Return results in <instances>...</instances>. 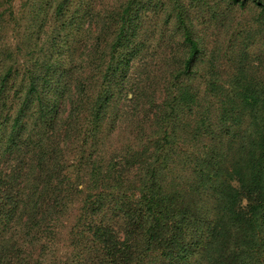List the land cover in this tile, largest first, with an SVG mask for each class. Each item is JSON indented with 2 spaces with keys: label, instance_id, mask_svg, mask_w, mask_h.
Wrapping results in <instances>:
<instances>
[{
  "label": "trees",
  "instance_id": "16d2710c",
  "mask_svg": "<svg viewBox=\"0 0 264 264\" xmlns=\"http://www.w3.org/2000/svg\"><path fill=\"white\" fill-rule=\"evenodd\" d=\"M136 4L127 6L105 68L94 57L96 71L77 82L64 119L52 95L58 89L45 72L30 75L16 101L4 95L10 73L0 78V264H264V83L230 97L233 108L215 111L218 116L209 109L191 114L198 91L184 77L197 78L199 49L189 34L184 77L171 85L138 139L118 157L74 159L76 167L90 163L85 188L67 173L78 134L79 146L90 138L100 143L114 98L108 86L122 85L137 52ZM97 82L99 90L89 95V83ZM78 196L82 213L64 237L62 219ZM104 206L118 227L94 221ZM86 220L89 227L80 224Z\"/></svg>",
  "mask_w": 264,
  "mask_h": 264
},
{
  "label": "rangeland",
  "instance_id": "374dc122",
  "mask_svg": "<svg viewBox=\"0 0 264 264\" xmlns=\"http://www.w3.org/2000/svg\"><path fill=\"white\" fill-rule=\"evenodd\" d=\"M131 1L69 0L59 13L62 0H0V78L10 73L4 95L16 101L14 93L23 96L27 92L30 75L45 72L58 89L52 95L59 99V117L64 119L69 99L76 98L77 82L96 71L94 57L101 59L105 68L108 50ZM159 2L157 8L156 0L132 5L131 12L140 23L137 52L129 56L122 85L108 86L114 98L97 136L100 143L95 146L90 138L79 146L83 134H78L66 158L70 165L67 173L77 186L91 182V169L90 163L76 167L74 159L81 155L84 160L91 156L101 161L118 157L128 143L138 139V130L151 124L148 117L152 118L158 105L171 95V85L184 77L183 65L192 53L187 34L199 49L194 58L197 78L184 77L189 79L184 83L190 82L191 89L198 91L191 114L209 109L218 116L221 108H233L227 105L230 97L264 83V11L255 0H203L197 6L194 0ZM122 50L130 53V49ZM96 90L99 82L95 86L89 83V95ZM12 113L13 109L3 110L4 115ZM83 205L78 196L69 206L62 219L64 237L78 221ZM242 205H247L246 200ZM108 210L104 206L94 221L104 218L118 227L120 222ZM80 224L89 227L88 220Z\"/></svg>",
  "mask_w": 264,
  "mask_h": 264
}]
</instances>
